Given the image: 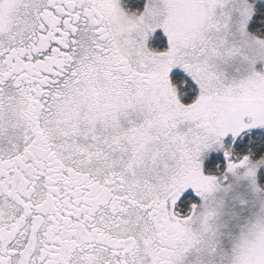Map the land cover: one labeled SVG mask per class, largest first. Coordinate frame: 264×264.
I'll return each mask as SVG.
<instances>
[{"label": "snow or ice", "instance_id": "1", "mask_svg": "<svg viewBox=\"0 0 264 264\" xmlns=\"http://www.w3.org/2000/svg\"><path fill=\"white\" fill-rule=\"evenodd\" d=\"M0 264H264V0H0Z\"/></svg>", "mask_w": 264, "mask_h": 264}]
</instances>
